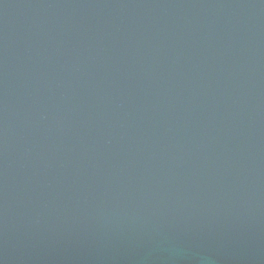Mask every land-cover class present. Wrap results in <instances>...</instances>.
<instances>
[{
	"label": "water",
	"instance_id": "water-1",
	"mask_svg": "<svg viewBox=\"0 0 264 264\" xmlns=\"http://www.w3.org/2000/svg\"><path fill=\"white\" fill-rule=\"evenodd\" d=\"M0 264H264V0H0Z\"/></svg>",
	"mask_w": 264,
	"mask_h": 264
}]
</instances>
